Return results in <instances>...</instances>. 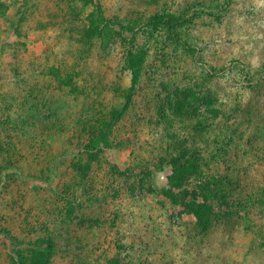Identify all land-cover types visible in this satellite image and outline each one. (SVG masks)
I'll list each match as a JSON object with an SVG mask.
<instances>
[{
    "label": "rangeland",
    "instance_id": "obj_1",
    "mask_svg": "<svg viewBox=\"0 0 264 264\" xmlns=\"http://www.w3.org/2000/svg\"><path fill=\"white\" fill-rule=\"evenodd\" d=\"M165 12L185 13L193 51L145 22ZM83 123L97 155L71 143ZM243 167L261 231L181 206ZM51 250V264H264V0H0V264Z\"/></svg>",
    "mask_w": 264,
    "mask_h": 264
},
{
    "label": "trees",
    "instance_id": "obj_2",
    "mask_svg": "<svg viewBox=\"0 0 264 264\" xmlns=\"http://www.w3.org/2000/svg\"><path fill=\"white\" fill-rule=\"evenodd\" d=\"M186 15L185 13H176V12H165L161 14H155L154 16H151L147 20H145L148 24H161L165 27L166 36L168 39H170L173 42L179 43L183 45L188 50H194L195 45L190 43L187 39L184 38V35L182 34L180 27L185 22ZM144 22V23H145ZM121 25L122 24H113V26ZM34 62V61H33ZM42 62V60H40ZM38 65V64H37ZM35 65L36 67H38ZM34 67V65H33ZM54 70H52L53 72ZM15 75H20V69L19 67H15ZM48 75L53 76V74L48 72ZM68 79L69 76H66ZM17 80V78L15 77ZM34 126L33 128V134L37 136L39 135L40 126L38 125L36 127V123L32 122ZM105 124V123H104ZM94 127L91 124L88 125L86 123H83L81 127H78L77 129H70L73 133L74 140L71 141V143H75L74 146L79 151L87 152L96 154L97 152H102L104 150L103 144H101L99 141H96L97 137L94 135H97L94 131ZM51 128H56V124H52L48 119H45L44 123L41 125V130H46ZM65 129V126H64ZM32 134V135H33ZM87 140L89 139L90 142L87 143ZM94 136V137H93ZM105 145V144H104ZM68 151V149H67ZM96 152V153H94ZM63 153H66L64 151ZM64 155V154H63ZM182 160L186 159V156L184 155ZM185 163V162H184ZM188 163V162H186ZM196 164V162H195ZM192 168H194V165H190ZM198 167V165H197ZM184 169L185 174H188L187 172L189 169L192 168H186L185 166H182ZM115 171H117L115 169ZM119 171L126 177V178H132L135 176L134 172L131 171L129 168L125 170ZM248 176V169L246 167H243V169L235 170L234 172L231 171L230 174H227L225 177L222 174H215L210 175L208 178H202L204 182L202 186L200 185V192L195 191V194L192 196H188L185 200H183L182 207L185 208V205H192L191 207L196 208H190L191 211L194 212L198 222H201V208H205L207 213H214L221 215L227 221L225 222L227 225L237 218H242L246 220L247 226L243 227L241 230L246 232L248 229H255L257 231L262 230V226L259 224H256L255 221H250V209L254 207L257 203H259V200L263 195H261V192H263L262 188H250L248 184V180H246ZM35 178L34 175H28V178ZM6 180L10 181L11 178L8 174H6L5 177ZM220 188V189H219ZM235 192L238 194L237 199L238 202H227L228 198L232 199L233 195H235ZM220 196H224V199H221ZM220 198V199H219ZM216 200V202H215ZM193 203V204H192ZM196 209V210H195ZM224 209V210H223ZM179 211V210H178ZM232 218V219H231ZM260 219V218H258ZM80 221V220H79ZM226 225V234L231 237L233 232H238V226H227ZM9 231V230H8ZM255 248H259V245H256ZM53 253H49L47 255V259L43 260V264H51L52 263V257L55 252V250H51ZM36 264H42L37 261Z\"/></svg>",
    "mask_w": 264,
    "mask_h": 264
}]
</instances>
